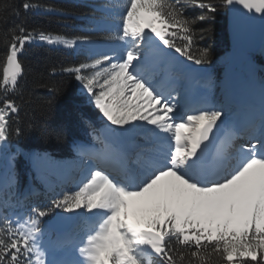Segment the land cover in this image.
<instances>
[{
    "label": "snow or ice",
    "instance_id": "obj_1",
    "mask_svg": "<svg viewBox=\"0 0 264 264\" xmlns=\"http://www.w3.org/2000/svg\"><path fill=\"white\" fill-rule=\"evenodd\" d=\"M234 4L264 15V0H126L116 29L120 47L91 51L65 71L81 83L107 126L145 139L132 156L120 157L122 176L96 167L77 190L29 206L22 216L0 212V264H191L189 257L197 264H264V110L259 125L252 124V143L240 144L234 155L229 143L209 157L205 142L218 121L223 123L222 111L206 105L182 112L172 95L176 89L158 88L147 71L155 41L205 63L209 49L200 50L198 58L192 49L205 36L196 25L211 17L191 16L186 8L215 13ZM0 20L7 23L6 16ZM32 36L23 24L0 32L7 46L5 92L18 85V53ZM39 39L68 47L77 43L44 32ZM78 40L91 43L88 36ZM19 110L7 96L0 101V142L8 140L10 117ZM15 183L9 177L0 185V207L21 203ZM56 209L86 210L95 225L79 246H71L68 258L50 261L42 240ZM61 241L68 242L50 243Z\"/></svg>",
    "mask_w": 264,
    "mask_h": 264
},
{
    "label": "trees",
    "instance_id": "obj_2",
    "mask_svg": "<svg viewBox=\"0 0 264 264\" xmlns=\"http://www.w3.org/2000/svg\"><path fill=\"white\" fill-rule=\"evenodd\" d=\"M26 2L33 7L25 10L23 5ZM125 3L126 0H0V9H3L0 16L7 17V23L0 20V32L23 24L33 34L19 53L23 70L18 77V85L15 90L9 86L7 92L2 86L7 46L0 39V101L7 96L20 109L18 114L10 117L9 139L14 144L11 157L15 168L11 177L15 178L16 183L13 190L20 196L21 203L16 205L12 202L5 209L6 212L21 208L26 211L31 206L32 203H27L29 199L25 197L32 185L36 193L41 194L33 197H39V200L47 196L56 198L57 192L62 190L58 186L60 180L66 177L67 171L73 170L78 141L92 134L100 138L98 131L103 122L99 119V110L86 92L80 93L74 74L65 69L84 62L91 51L107 52L94 48V43L117 41L120 9L124 8ZM5 5L10 6L5 9ZM104 5L108 7L102 8ZM186 12L191 16L206 14L211 17L196 25L198 31L205 30V36L197 40L192 55L198 58L200 50L209 49L205 64L212 66L210 80L217 78L219 90L229 96V86L222 84L225 69L242 54L230 46L227 7L215 13H206L189 5ZM40 32L77 39V43L68 47L42 41L39 39ZM84 36L90 37L91 43L78 40ZM253 57L257 63L259 81L263 82L264 51ZM17 127L22 130L20 134L15 131ZM34 153L47 166L45 175L48 179L46 176H34L30 166ZM30 176L33 178L31 183ZM84 228L82 224L79 229L83 232ZM189 260L191 264H197L195 258L189 257ZM185 264H188V260Z\"/></svg>",
    "mask_w": 264,
    "mask_h": 264
},
{
    "label": "rangeland",
    "instance_id": "obj_3",
    "mask_svg": "<svg viewBox=\"0 0 264 264\" xmlns=\"http://www.w3.org/2000/svg\"><path fill=\"white\" fill-rule=\"evenodd\" d=\"M93 1H96V0H93ZM119 45L120 44H116L115 42H96L95 43V46L100 48V49H104V48H107V49L119 48L120 47ZM153 47L156 50V55H155V57H153L154 60H157L155 62L160 61L161 60L160 57H162V56H164L166 58V61L163 60L164 65L162 67H158L157 69H155L154 67H151V66H153L152 61H150V60H152L151 59L152 56L150 55L148 57L149 61L147 60V63L150 66H147V71H149L151 73V79H152L153 84L158 86V88L163 89L162 88V82L157 84L154 81V78H155V76H157V72H159L160 69H164L165 67H168L166 69L169 72L168 76L173 75L175 77V81H178L180 78H182V75L186 74L187 77L185 76L183 85L180 87V89H182V87H186V88L188 87V89L191 91L190 96H194L195 89H196V87H198V83H200L199 79L201 78V76H205L204 75L205 74L204 69H200V70L192 69V68L187 67L185 64L182 65L183 62H181V60H178L176 58L171 59V58L168 57V55H166V54H164L162 52H157V48L154 45V43H153ZM167 63H169V65ZM233 63H236V61H234ZM173 64L176 65L175 66L176 67L175 72L174 71H170L171 70L170 68H172ZM183 66L188 68V69L184 68ZM225 80L228 83H230L231 85L235 84L237 89L240 92V96L243 95V92H245L244 91V87H246V83H245V81L241 77V74L238 71H233L232 69L227 70V74H226ZM180 85H181V83H180ZM79 90H80L81 93L85 92V90L82 88V85H81L80 82H79ZM212 93H214L213 90H212ZM172 95L176 97L177 101H180L181 94L179 92V89H176V91H174L172 93ZM213 95H214L213 105L216 106L217 109L221 110L223 114H227L228 115V109H226V106L222 103V101L220 102V99H218L217 95H215V94H213ZM259 95L264 101V93H260ZM185 96L189 97V93H185ZM206 101L208 103L211 102L208 97L206 98ZM246 112L248 114H252L253 115V114L256 113V109H255V107H253V108L251 107ZM101 117H102V115H101ZM234 119H235L234 117H228L227 116V118L225 120V125H226V128L227 127L229 128L228 130H230V128L232 126H234L233 125L234 124ZM234 132H235V128H234ZM136 136H138V137L141 136L139 138V141L136 142V145L139 144V143H142L143 141L141 139L145 138V136L144 135H140V134H132L130 138H135ZM236 136L237 135H235L234 137H236ZM229 143L230 144L232 143V148L229 149V150L232 152L233 155L235 154V148L236 147H238L242 143L245 144L243 141H235V140H231ZM229 143L226 142V145H228ZM106 148H108V146L105 145V147L101 150L100 153H104L105 154L107 152ZM91 151H93V150H91ZM83 158H80L79 161L77 160L78 161V165L76 164L77 168L84 167L85 161L83 160ZM94 164L98 165V163H94ZM35 165H37V163H35ZM90 170H93V165H88L85 168V170H83V171H86L89 174ZM76 172H77L76 176L78 175L77 176L78 178L76 179V184H75L74 191L77 190L78 186H81L83 182H86V178L88 177V174L83 176L82 175L83 172L81 173V176H80L79 175L80 170H78V169L76 170ZM79 215L87 217V214L84 211L79 212ZM44 239L46 241L42 240V242L45 244V246L47 248V252L46 253L49 254L50 256H52V254H53V252L51 251L52 247L50 245H48V244L52 245V243H50L51 239L50 238H44ZM46 243H48V244H46Z\"/></svg>",
    "mask_w": 264,
    "mask_h": 264
},
{
    "label": "water",
    "instance_id": "obj_4",
    "mask_svg": "<svg viewBox=\"0 0 264 264\" xmlns=\"http://www.w3.org/2000/svg\"><path fill=\"white\" fill-rule=\"evenodd\" d=\"M227 26L231 46L244 53H257L261 50L264 41V15L255 13L254 11L249 12L241 5L234 4L227 7ZM103 133L108 139L114 135L111 131V127H105ZM221 134L222 130H220L219 133H213L210 141L206 142V150L208 152L216 147ZM60 214L61 217L67 216V218H69L68 225L66 226V228H69L73 222V214L68 212ZM59 229L62 230V228Z\"/></svg>",
    "mask_w": 264,
    "mask_h": 264
},
{
    "label": "bare ground",
    "instance_id": "obj_5",
    "mask_svg": "<svg viewBox=\"0 0 264 264\" xmlns=\"http://www.w3.org/2000/svg\"><path fill=\"white\" fill-rule=\"evenodd\" d=\"M223 142V143H222ZM221 142V144H220V146H219V150H218V152H220L221 150H222V148L224 147V146H226V138H224L223 139V141Z\"/></svg>",
    "mask_w": 264,
    "mask_h": 264
}]
</instances>
